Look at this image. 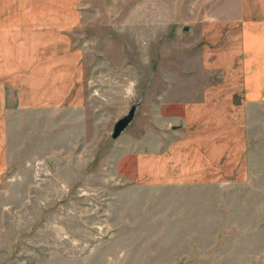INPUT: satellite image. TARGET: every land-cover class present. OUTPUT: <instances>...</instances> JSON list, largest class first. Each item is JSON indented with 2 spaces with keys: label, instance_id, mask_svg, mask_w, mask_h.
<instances>
[{
  "label": "rangeland",
  "instance_id": "rangeland-1",
  "mask_svg": "<svg viewBox=\"0 0 264 264\" xmlns=\"http://www.w3.org/2000/svg\"><path fill=\"white\" fill-rule=\"evenodd\" d=\"M238 4L77 1L81 21L69 39L81 55L84 103L8 108L0 264H264V104L250 110L244 180L152 187L137 173L151 131L172 128L159 110L169 114L219 79L201 68L200 24L235 20ZM133 106L132 122L111 139Z\"/></svg>",
  "mask_w": 264,
  "mask_h": 264
},
{
  "label": "crops",
  "instance_id": "crops-1",
  "mask_svg": "<svg viewBox=\"0 0 264 264\" xmlns=\"http://www.w3.org/2000/svg\"><path fill=\"white\" fill-rule=\"evenodd\" d=\"M77 1L0 0V179L10 105L54 110L84 103L81 55L69 39L81 21ZM236 17L200 24L201 68L219 79L175 102L169 114L159 110L172 128L153 129L146 152L138 153L137 173L148 186H227L246 177L249 114L264 104V0H239Z\"/></svg>",
  "mask_w": 264,
  "mask_h": 264
},
{
  "label": "water",
  "instance_id": "water-1",
  "mask_svg": "<svg viewBox=\"0 0 264 264\" xmlns=\"http://www.w3.org/2000/svg\"><path fill=\"white\" fill-rule=\"evenodd\" d=\"M136 108L133 106L129 112V114L122 119H120L114 126L113 132L111 134V139H117L128 127V125L132 122Z\"/></svg>",
  "mask_w": 264,
  "mask_h": 264
}]
</instances>
